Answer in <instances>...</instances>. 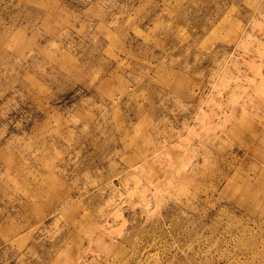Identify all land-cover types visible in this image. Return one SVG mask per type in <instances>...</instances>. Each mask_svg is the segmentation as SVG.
I'll return each mask as SVG.
<instances>
[{"label":"rangeland","instance_id":"rangeland-1","mask_svg":"<svg viewBox=\"0 0 264 264\" xmlns=\"http://www.w3.org/2000/svg\"><path fill=\"white\" fill-rule=\"evenodd\" d=\"M0 264H264V0H0Z\"/></svg>","mask_w":264,"mask_h":264}]
</instances>
